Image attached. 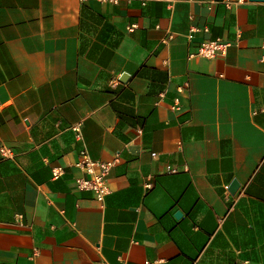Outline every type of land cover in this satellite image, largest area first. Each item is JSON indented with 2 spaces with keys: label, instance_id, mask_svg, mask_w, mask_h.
I'll use <instances>...</instances> for the list:
<instances>
[{
  "label": "crops",
  "instance_id": "crops-1",
  "mask_svg": "<svg viewBox=\"0 0 264 264\" xmlns=\"http://www.w3.org/2000/svg\"><path fill=\"white\" fill-rule=\"evenodd\" d=\"M1 145L0 264H264V0H0Z\"/></svg>",
  "mask_w": 264,
  "mask_h": 264
},
{
  "label": "built area",
  "instance_id": "built-area-1",
  "mask_svg": "<svg viewBox=\"0 0 264 264\" xmlns=\"http://www.w3.org/2000/svg\"><path fill=\"white\" fill-rule=\"evenodd\" d=\"M171 3H173L174 0H166ZM245 0H220L221 3H223L227 8L234 9L239 4L243 3ZM192 31L197 30L196 27H193L191 29ZM232 44L230 41L225 40H209L203 42L198 50V54L206 57H217V56H223L228 47ZM174 109H179L178 106V99L175 100ZM0 150L2 152V155L4 157H11L13 156V151L9 148H7L4 145L0 146ZM155 155V153H153ZM120 160L119 153L116 154L115 158L111 162H104L101 160H95L89 156V154L85 151H81V159L76 162V165L79 166L82 170L85 171L86 176L82 178L76 179V184L79 189L82 190H90L94 193L97 200H99L101 203L104 201L105 197L110 193V188L108 185V174L110 171V168ZM177 169L173 168L171 166L167 167L168 172H175ZM64 170L63 167L57 166L52 169V177L58 178L63 174ZM150 177L147 178V186H151ZM222 218L219 219V222H221Z\"/></svg>",
  "mask_w": 264,
  "mask_h": 264
},
{
  "label": "water",
  "instance_id": "water-1",
  "mask_svg": "<svg viewBox=\"0 0 264 264\" xmlns=\"http://www.w3.org/2000/svg\"><path fill=\"white\" fill-rule=\"evenodd\" d=\"M125 77H126V74L124 73L123 76H122V79L125 78ZM237 185H238V182H237L236 180H234V181L230 184L229 189H230V190H234V189L237 187ZM179 215H181V213H180V212H177V216H179Z\"/></svg>",
  "mask_w": 264,
  "mask_h": 264
}]
</instances>
